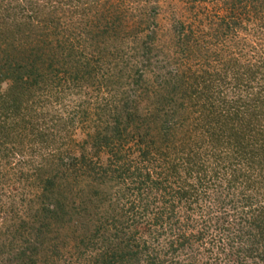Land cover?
<instances>
[{
    "label": "trees",
    "instance_id": "trees-1",
    "mask_svg": "<svg viewBox=\"0 0 264 264\" xmlns=\"http://www.w3.org/2000/svg\"><path fill=\"white\" fill-rule=\"evenodd\" d=\"M229 1L223 9V16L217 18L219 22L215 24V37L210 44L216 46L224 38L234 37L238 32L253 34L258 44L259 51L254 55L257 58L247 53L252 66L243 67L241 62L247 55L240 49L237 58L224 61L222 70L217 69L214 74L208 70L204 72L210 83L218 81L216 89L222 86L240 95L239 89L245 88L242 86L246 85L247 89L250 85L252 88L251 84L259 81V94L249 97V106L255 103L250 109L252 117L245 121L237 111L240 106H230V111L226 105L222 106L212 99H206L201 116L192 98L182 102L186 94L179 93V84L184 85V82L179 74L174 73V77L171 74L174 97L166 82L160 86L166 87L159 95L166 96H160L162 105L170 102L175 106L174 131L167 128L164 134L160 131V135L174 139V152L170 148L160 149L154 140L149 141V149L146 148L143 144L145 136L142 135V128L146 125L144 120L125 112L126 122H119L116 132L111 131L108 123L103 126L99 121L95 124L99 134L83 136L79 142L68 135L67 123L60 122L63 118L51 126L47 123V128L41 127L42 119L31 115L34 109L30 106L34 99L42 96L37 86L41 80L45 82V76L59 75V70L54 72L52 68L61 57L65 56L59 64H66V58L76 59L80 55H74V50L70 49L71 42L68 49H59V46L54 51L50 46L51 41L41 39L36 27H29L28 17L24 20L28 25V34L21 37V41H26L19 42L9 24L5 26L6 21L0 18V197L6 204L16 207L12 200H18L17 197L26 196L28 200L26 215L14 219L19 226L18 235L7 243L0 237V264H59L60 261L73 264L74 260L80 264H264V122L260 117L263 114L255 113H264V40L257 38L254 30H249V25L253 23L258 30L264 31V0ZM117 26L119 23L111 24L110 19L106 18L103 25L92 27L95 31L106 30L102 32L104 36L101 41H98L102 48L99 49V56L109 52L116 61L120 56L112 55L115 47L110 40L119 39ZM180 28L178 37L183 40L185 26L181 25ZM106 37L112 38L105 41ZM184 39H189V35ZM133 41L134 47H137H133L131 52H137L135 57L142 56L146 46L143 43L139 46L138 40ZM199 55L205 56L203 50H198ZM121 61L124 63L122 58ZM216 61L220 62L221 56ZM99 64L95 68L103 67ZM85 66L91 67L90 64ZM92 73L94 75L89 74V77L94 78L96 71ZM100 74L102 77L104 72ZM121 80L127 85V77ZM6 84H9V90L4 92L2 88ZM99 112H103V108H98ZM128 119L139 120L130 132ZM130 143L140 156L134 154V150L128 152L126 145ZM61 147L66 155L59 152ZM33 150L37 155L42 151L50 153L45 152V155H50L48 161L55 159L50 164L33 167L35 177L32 171L26 174L24 170L31 162H15L17 154L32 153ZM104 155L110 158V166L103 162ZM149 155L151 158L152 155L163 158L168 163V171L155 172L154 164L151 170L143 172L141 162L137 161L141 156L144 159ZM133 164L136 166L129 170ZM215 164L216 167H227L223 174L225 181L218 175H211ZM16 167L20 172L17 179L20 185L18 192H11L12 184L7 182L12 180L7 172L16 170ZM128 172H132V179L129 178L131 182L127 184L130 186L120 198L112 193V189ZM169 176L173 180L188 176L195 179L196 185L184 180L174 192V182ZM168 185L173 187L174 193L168 208L160 209L157 206L161 200L159 195L150 201L151 196L144 197V194L152 192L161 194L166 188L169 190ZM226 189L236 195L234 208L238 209L239 205L244 216L237 218L236 235L227 239L228 244H235L230 248L231 252L225 250L224 255H215V241L210 236L214 232L213 220L220 216L222 209H227L228 202L211 197L209 192L223 193ZM174 197L178 201H174ZM164 203L161 202L162 205ZM214 205L219 213L215 212ZM183 207L184 211H194L201 222L193 219L183 226L174 218V225H180L177 227L180 234L170 244H163L174 249V258L169 253L163 256L161 253L168 251L158 243L166 235L160 231L166 229L163 212L171 208V214L180 218L184 214ZM157 212L161 213L156 215ZM226 223L232 226L227 218ZM20 227L23 230L21 236ZM153 235L157 236L156 240L152 238ZM208 235L211 242H207ZM24 236H30L31 240L14 246L13 242H18ZM147 236H150L149 239ZM151 239L156 244H152ZM195 242L200 244H191ZM203 256H207V260H201ZM3 257L5 260H2ZM210 257L217 259L209 261Z\"/></svg>",
    "mask_w": 264,
    "mask_h": 264
},
{
    "label": "rangeland",
    "instance_id": "rangeland-1",
    "mask_svg": "<svg viewBox=\"0 0 264 264\" xmlns=\"http://www.w3.org/2000/svg\"><path fill=\"white\" fill-rule=\"evenodd\" d=\"M228 2L230 1L0 0V18L6 21L5 26L7 23L9 24L19 42L21 41V37L28 34L26 28L30 25L29 27L31 28L36 27L41 39L52 42L50 46L53 47L54 51L59 46V49L63 47L68 49L69 47L67 46H69L71 42L72 46H70V49L74 50V55H80V57L76 59L66 58V64H59L61 58H65V56L61 57L58 63L52 68L54 72L59 70V75L56 76L55 73V75H49L47 78L45 76V82L41 80V84L37 86L39 90L41 89L40 94L42 96L41 98L34 99L30 106L34 109L31 115L42 119V122H40L42 125L41 127L47 128V123L51 126L55 124L58 119L63 118L60 122L67 123L65 127L69 132L68 135H71L76 142H79L83 136L99 134V130H96L95 126L99 121L103 126L108 123L111 131L116 132L118 123L121 121L126 122V117L124 115L127 114L144 120L146 125L142 128V135L145 136L143 144H145L146 148L149 149V141L154 140L158 143L157 147H160V149L170 148V151L174 152V139L160 135V131L164 134L167 128L168 130L172 128L174 131L175 106L170 102H167L166 105H162L160 102L163 101L160 96L165 95H159L163 94L161 91L167 86L168 89L171 90L170 92H173L171 95L174 97V83L171 74L172 77H174V73L179 74L180 79L184 82V85L179 84L181 86V88H179V93L184 92L186 94V98L183 99L182 102H186L192 98L193 102L197 104L201 116L206 99H212L215 102H219L222 106L226 105L229 110L230 106H240V110L237 111L240 113V118L245 121L252 117L250 109L253 108L255 103L249 106L251 100L249 97L251 94H259V81L257 84H251L252 88L250 85L247 89L246 85L242 86L245 88L239 89L241 90L240 95L230 88L226 89V87L221 86L219 89H216L218 81L214 84L210 83L209 78H207L204 72V70H208L211 74H214V71L216 72L217 69L222 70L224 61L233 57L237 58L240 49H243L246 55L248 53L252 58H257L254 55H256L259 50L253 34L246 35L238 32L234 34V37L231 36L228 39L224 38L222 43L216 46L210 44L215 37L214 32L216 31L215 24L217 18L218 16H223L225 13L223 9ZM26 17H28V25L24 23ZM106 18L110 19L111 24L119 23L116 30L119 39L113 38V41H111L110 39L112 37H106L105 41L110 40L113 47H115L112 55H119L124 63H122L121 58L118 56L119 60H113L109 52H104L99 56V49L102 48L99 46L98 41H101V37L104 36L102 32L106 30L98 29L95 31L92 27L103 25L106 22ZM2 20H0V22ZM218 22L219 20L217 23ZM2 25L4 26V24ZM181 25L185 26L184 36L189 35V39L187 40L190 43L184 39V36V42L178 37ZM249 30H254L255 36L264 40V31L258 30L253 23L249 25ZM151 38L154 39L151 40ZM133 40H138L139 42L137 43H139V46H141L142 43L146 46V52L142 56L138 55L135 57L137 52H131L134 47L133 42H135ZM24 41L26 40H22L21 42ZM28 41H30V39ZM244 44H246L248 48L247 46L245 47ZM136 47L137 46H135L134 49ZM186 47H189V49L183 52V49H186ZM198 50H203L205 56H197ZM219 56H221L220 62L216 61ZM106 57L108 58L106 59ZM99 62L103 65L101 69L95 68L97 65H100ZM249 63L250 58H248L247 55L241 64L243 67L252 66ZM89 64L91 67L88 68L85 66ZM112 67L117 70H112ZM89 69H92L91 73ZM93 71H96V76L94 78L89 77V74L94 75V73H92ZM103 72L104 74L101 77L100 73ZM98 74L99 76L97 77ZM230 75L232 76L231 73ZM125 77L128 79V82H126L127 85H124L121 80ZM229 79L232 82L231 78ZM165 82L167 85L165 87H160L161 85H165ZM91 86L94 88H91ZM98 88L101 90L99 93ZM2 90L4 92L8 91L9 84L3 85ZM100 107L103 108V112L97 113V109ZM124 112L126 114H124ZM134 113L140 115L135 116ZM255 113L258 115L263 114L260 117L264 122V113ZM117 114H120V116ZM128 123L130 126H128V131L130 132L133 131V125L137 126L136 124L139 123V120L128 119ZM126 148L128 152L134 150V154L136 153L140 156L133 143L126 145ZM63 151V147L59 148L61 155H66ZM31 152L32 153L17 154L15 162L19 163L22 160H24L26 164L31 162L32 164L26 166L24 170L26 174H30V171H32L31 174L35 177L36 170L33 167L38 165L41 166V164H50L55 159L48 161L47 159L50 155H45V152L48 153L47 151H42L38 155L34 153L35 150ZM152 156L151 158V155H149L144 159H141L142 156L140 157L137 163L139 161L141 162V170L146 172V170H151L152 166L156 164V167L153 168L155 172H167L168 163L161 157ZM150 158L154 161H151ZM102 160L106 166L107 164L110 166V158L107 155H104ZM131 160L133 161L134 159L132 158ZM135 166L136 164H133L129 170H133ZM29 167L32 169H29ZM15 169L16 170L12 172H7L8 178L12 180L7 182V184H12L11 192H18V187L20 185V182L17 181L20 172L18 167ZM225 169H227V167H216L215 164V168L211 171V175L214 177L218 175L219 178L225 181V176L223 175ZM163 175H165V173ZM168 175L171 174L168 173ZM124 176L127 177L126 180ZM124 176L118 180L116 188L112 189V193L120 198L124 192L127 193L126 190L130 186L127 184L131 182L132 172H128V175ZM169 177L174 182V192L175 188L180 186L181 181L184 180L191 183V185H196L195 179H190L188 176H184L182 179L174 178V180L171 176ZM171 180L168 182L169 184ZM168 188L169 190L167 188L164 190L166 192L161 191V194L159 192H152L144 194V197L151 196L152 198L149 199L150 201L154 199L153 197L156 198V196L159 195L158 197H160L162 201L160 200L157 206L160 207V209L162 207L168 208L170 202L173 200L172 194H174L172 191L173 189H171L173 187L168 185ZM30 193L35 194L37 192L35 191L33 193V191H30ZM209 194L211 197L214 196L215 199L220 198L228 202L227 209H222L220 216L216 220H213L214 232L210 234L212 240L215 241L213 244L215 245L214 254L224 255L225 250L231 252L230 248H233L235 245L228 244L227 239L236 235L238 230L236 226L237 218H240V215L244 216V214H242L243 212H241L242 210L239 208V205L238 209L234 208L235 204H237V197L228 189L223 193L210 191ZM17 198L19 199L12 200V202L16 203L18 207L8 203L6 204V201L4 199L2 200L0 197V237L6 240L5 243L10 242L13 236L18 235L17 230L19 226L16 225L14 222L16 220L14 219L24 217L28 210V206H26L28 201L26 196ZM176 199L178 198L174 197V201H178ZM240 199L241 197L239 196L238 202H240ZM23 200L26 201L23 202ZM154 202L155 201L151 203ZM161 202L166 203L162 205ZM184 209L183 207V211ZM214 210L219 213L215 205ZM160 213L161 212H157L156 215ZM163 215L166 220V229H160V231H163L164 235L165 233L166 235L162 237L158 243L162 244L161 247H166L168 251L162 252L161 255L165 256L166 253H169V256L174 258V249L171 248V246H163V244H170L173 242L175 236L180 234V229L177 228L180 225H174V218L183 226H186V224L193 219L199 221L200 219L194 211L187 212V210L184 211V214L181 215L180 218H177L171 214V208L163 212ZM226 218L232 226H228ZM195 226L199 229L196 224ZM240 228L242 227L240 226ZM156 230H154V232ZM22 233L23 230L20 227L19 236H21ZM201 233L204 234V232ZM228 234L232 236H228ZM210 236L208 235L209 240L207 242H211ZM147 237L149 239L150 236ZM152 238L156 240L157 236L153 235ZM29 240H31L30 236H24L21 239L19 238L17 240L18 242H13V244L14 246H21V244H25ZM151 243L156 244L152 239ZM191 244L200 243L195 242ZM208 245L210 246V244H207V246ZM206 258L203 256L201 260L205 261L207 260ZM216 259V257L208 258L209 261ZM2 260H5V257H3ZM59 264H63L62 261H60ZM73 264L80 263L74 260Z\"/></svg>",
    "mask_w": 264,
    "mask_h": 264
}]
</instances>
